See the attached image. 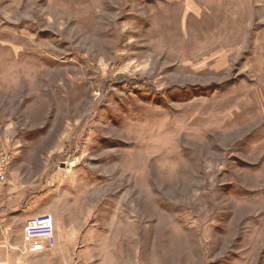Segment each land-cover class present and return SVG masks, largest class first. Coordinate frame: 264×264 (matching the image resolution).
<instances>
[{"label":"rangeland","instance_id":"rangeland-1","mask_svg":"<svg viewBox=\"0 0 264 264\" xmlns=\"http://www.w3.org/2000/svg\"><path fill=\"white\" fill-rule=\"evenodd\" d=\"M0 217L13 264H264V0H0Z\"/></svg>","mask_w":264,"mask_h":264},{"label":"crops","instance_id":"crops-1","mask_svg":"<svg viewBox=\"0 0 264 264\" xmlns=\"http://www.w3.org/2000/svg\"><path fill=\"white\" fill-rule=\"evenodd\" d=\"M5 237L6 233L0 230V264H13L21 258L17 256L14 246L5 241ZM24 261L26 264H32L33 262H31V258L29 257H26Z\"/></svg>","mask_w":264,"mask_h":264},{"label":"built area","instance_id":"built-area-1","mask_svg":"<svg viewBox=\"0 0 264 264\" xmlns=\"http://www.w3.org/2000/svg\"><path fill=\"white\" fill-rule=\"evenodd\" d=\"M17 264H22V263H17Z\"/></svg>","mask_w":264,"mask_h":264}]
</instances>
